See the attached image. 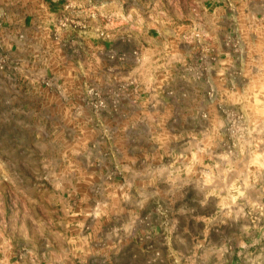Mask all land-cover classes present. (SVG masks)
<instances>
[{
	"label": "rangeland",
	"instance_id": "374dc122",
	"mask_svg": "<svg viewBox=\"0 0 264 264\" xmlns=\"http://www.w3.org/2000/svg\"><path fill=\"white\" fill-rule=\"evenodd\" d=\"M0 264H264V0H0Z\"/></svg>",
	"mask_w": 264,
	"mask_h": 264
}]
</instances>
